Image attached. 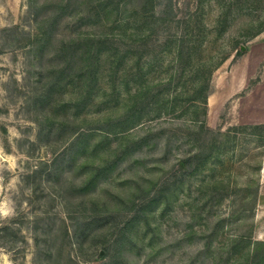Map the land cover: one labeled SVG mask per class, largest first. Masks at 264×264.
<instances>
[{
	"label": "rangeland",
	"instance_id": "rangeland-1",
	"mask_svg": "<svg viewBox=\"0 0 264 264\" xmlns=\"http://www.w3.org/2000/svg\"><path fill=\"white\" fill-rule=\"evenodd\" d=\"M120 1L122 11L132 13L140 11L145 0ZM38 2L40 7L44 0ZM84 3H72L67 14L59 17L51 45L40 55L36 49L40 35L29 0H0V264H38L35 227L38 234L44 227L49 236L50 264H106L108 238L112 232L115 238L119 226L133 214L124 209L109 213L101 209L115 205L116 196L128 195L137 175L151 178L159 173L158 189L172 177L179 160L205 150L214 135L202 132L199 120L213 132L231 137L228 148L214 151L205 171L185 180L162 217L164 205L158 203L151 222V228H157L153 235H141L140 228L134 227L139 246L133 259L119 257L117 264H234L227 260L233 248L229 239L245 236L253 243L264 242V130L257 134L235 130L254 126L264 117V90L256 89L264 79L253 64L256 44L249 38L250 33L264 28V0H186L188 7L177 12L179 18L197 15L198 25L207 31L192 38L197 49L185 67L175 57L174 46H164L169 37L180 34L183 23L178 27L165 22L156 24L153 34L146 28L136 33L139 17L126 16L130 24L121 23L118 28L109 20L89 19L87 15L95 14L90 12L94 3ZM226 5L231 7L226 10ZM53 11V7L47 10L48 14ZM221 12H226L229 22L227 32L219 36L213 27ZM76 37L84 47L66 59L59 49ZM86 42L92 43L90 52ZM96 44L100 53L95 51ZM237 48L242 55L236 56ZM76 55L78 60L72 62ZM226 56L229 58L222 62ZM88 61L97 67L93 72L95 90L90 94L86 88L92 78L85 68ZM70 63L71 72L57 76ZM251 71L254 74L248 77ZM200 84L205 86L202 97L208 96V104L198 106L199 119L194 120L191 98ZM54 85L57 88L47 110H41L37 99ZM142 87L151 91L143 105L142 120L130 126L122 124L131 95ZM175 102L176 112L165 114ZM55 106L60 107L57 115L52 110ZM46 117L55 126L64 123L60 136L40 134ZM104 127L128 128L129 142L145 137L147 141L119 157L122 150L110 154V149L133 144L124 143L120 133L101 132ZM92 130L98 132L85 137L88 150L75 156L78 168L64 169L63 179L59 176L55 181L57 186L39 185L32 173L41 164L51 163L52 151L58 150L67 136ZM222 139L216 136L218 142ZM94 145L101 146L94 152ZM104 161L109 162L100 172ZM87 162H92L89 169L79 166ZM98 170L97 179L85 185L89 171ZM215 183L221 191L215 190L217 198L207 203V193L214 194L210 186ZM58 190L63 198L55 194ZM96 202L100 206L91 211ZM100 214L112 218L91 231L89 220ZM64 223L71 227L69 239L65 238ZM72 226L82 235L81 247ZM206 236L214 237L209 246L203 239ZM207 249L216 255L209 257Z\"/></svg>",
	"mask_w": 264,
	"mask_h": 264
},
{
	"label": "trees",
	"instance_id": "trees-1",
	"mask_svg": "<svg viewBox=\"0 0 264 264\" xmlns=\"http://www.w3.org/2000/svg\"><path fill=\"white\" fill-rule=\"evenodd\" d=\"M85 0H44L42 2V6L39 7L38 0H29V7L30 10L33 13V18L35 20L38 33L40 35V39L37 42L36 49L38 50V54L44 55L47 50V46L51 45L52 39L55 36L54 29L56 28V23L60 18L64 17L67 14V11L70 10L72 3L79 5H84ZM90 2L94 3V6L91 9L92 11H95V14H89L87 15L89 19H95V20H106L111 21L112 23H116L117 27L123 26L121 23L128 22L126 25L130 24V19H128L126 16H136L140 18V22L137 24V27L135 28L136 33L140 31L142 28H146L150 31V34L154 33L155 25H159L161 23L169 22V23H177L178 27L180 24H184V26L181 28L182 31H180V34L177 33L172 37H169V39L166 41V44L164 45L166 49H175V57L177 60L183 64V66H188L187 64H190L191 58L193 57V53L196 52V45L192 43V38L197 36L198 34H203L205 30L207 31L206 27H201L198 25L199 19L197 15H185L183 19H181V16L179 18V13H182L188 5L186 4V0H145L141 5L139 6L140 11H133L132 13H128L127 9L125 11H122L120 8L121 1L120 0H90ZM182 2V3H181ZM201 1L198 3L200 4ZM183 6L180 8V6ZM54 8V11L50 14H48L47 10L50 8ZM231 6H225L226 10L230 8ZM184 9V10H183ZM186 16V17H185ZM112 17V18H111ZM193 22V24H192ZM228 16L226 12L220 13V16L216 20L213 30L219 35L222 36L227 32L228 29ZM197 23V25H196ZM55 24V25H54ZM264 32V28H260L258 31L250 33L249 38L254 39L256 36ZM126 36V35H125ZM139 37V35H136ZM107 37V36H106ZM80 37L73 38L72 40L66 41L63 46L60 47L59 53L63 54L66 59L71 58V55L74 56L75 54L79 53L80 50L84 47V44H81L79 40ZM141 39V38H140ZM87 41H92L87 40ZM86 42L85 45H87V51L90 52L92 48L90 46L92 43ZM193 44V45H192ZM99 45H95V51L97 53H100ZM240 47V45H239ZM244 47V46H243ZM242 48V46H241ZM240 48V49H241ZM242 55L241 50L238 48L236 49V56ZM61 57V56H60ZM96 61H98V57H95ZM229 57L226 56L222 59V62L227 60ZM77 59V55L72 59V62ZM71 62V63H72ZM99 62V61H98ZM71 63L68 64L67 68L62 69L58 71L57 76H65L68 75L71 70ZM77 66V63L75 64ZM96 67L95 63H91L90 61L87 62V65L85 68H87V75L92 77L89 79L87 83V91L90 94V90H95V83L94 80L96 79L93 74L94 68ZM74 68V67H73ZM97 69V67H96ZM57 81H59L60 77H56ZM54 88H57V86L54 85V87H49L45 90L42 97H39L38 102L40 103V109L41 110H47L48 102L50 100L51 94L55 91ZM205 90V86L203 84L199 85V88L195 89L194 95L191 98V101L193 102V108L194 113L196 114V118L194 120L199 119L197 117V110L200 108L198 106L203 105L207 107L208 104V96L202 97V93ZM138 92L136 95H131L127 111L128 115L125 119L121 122L122 124L129 123L130 124H136L140 120H142V110L144 109V104L147 96L150 94V89L148 88H139L137 90ZM179 97H176L175 100H177ZM47 101V104H45ZM37 102V101H36ZM177 102V101H176ZM176 102L173 105H170V107L165 111V114L175 113L176 112ZM198 104V105H197ZM197 106V107H196ZM54 114H58L60 112V107L55 106L53 109ZM206 114V113H205ZM158 116H161L159 113ZM44 127L41 129L40 134H44L46 136H60L61 131L64 129V123L59 124L58 126L54 125V122L49 118L46 117L45 119ZM198 124L200 125L199 129L204 132H211L214 135V140L210 142V144L206 147L205 150L200 149L199 152L193 153L188 155L187 157L179 160L176 165L174 166V169L172 170V177H170L166 182L162 183L161 186L157 189L156 187L160 183V177L159 173H156L153 177L150 178V176L143 177L142 175H137L135 180V185L132 189V191L126 195L124 198L121 195H118L115 197L116 204L115 205H109L106 204L104 208H102V212L109 213L110 211L119 212V210H130L132 212L133 216L128 219L126 223L119 226L121 227L120 231L118 232L117 236L114 237L113 232L112 235L108 238V244L105 245L104 251L106 254V264H117L118 258H126V259H133V255L135 253L136 247L139 246L136 239L138 237L137 233L134 232V227L140 228V234L141 235H153L154 232L157 231V228H151V222L155 219L153 217L154 211L158 205V203L163 204L164 208L162 212H160V217L164 215L166 210H168L169 206L172 204L173 199L177 198L180 192V186L182 187L185 183V180L191 181V179L197 175L202 174L203 171L208 167L209 160L212 158L214 151H222L228 148L230 138L227 135L221 134L219 132H213L211 129L207 127V125L202 122L201 120L198 121ZM113 127V126H112ZM101 132H104L105 134H122L124 137V140L126 142L128 141V138H130L129 133H126L129 129H119L113 130L110 128H102L99 129ZM236 131H248L251 130L253 134H257L259 131L261 132L264 130V125H254V126H242L235 128ZM234 130V131H235ZM98 132V130H92V131H86V132H80L77 135H69L67 138L62 142L60 148L58 150H53L52 153L54 154V157L49 164L40 165V168L38 170L34 171L32 173L33 178H38V184L41 185L43 182H46L49 185L56 184V179L61 177L63 179V170L64 169H72L74 166L75 168H78V164L76 161L77 155H80L81 153L88 150V142L85 141V137L92 136L90 134ZM222 136L223 139L216 140V136ZM147 137L145 138H139V139H131L129 144H133L131 147H126V145H118L117 147H114V149H110V154H112L117 150H122L123 152L121 155H118L121 157L123 154L127 152V149L131 148H140L144 143H146ZM99 146L101 145H94L92 147V150L95 152L99 149ZM200 148V147H199ZM205 148V147H203ZM126 149V150H125ZM117 156V155H114ZM219 156V154H217ZM109 162V161H108ZM108 162H103V166L100 168V172H102V168H106V165ZM118 162L115 161L114 164ZM92 163V162H90ZM86 163L79 165L83 168L89 169L91 164ZM74 165V166H73ZM107 167H111V164H109ZM99 170L96 171H89V175L83 180V183L85 185H88L95 181L97 179V173ZM158 175V177H157ZM30 178V176H29ZM203 178V177H202ZM206 178V176L204 177ZM57 186V185H54ZM59 186V185H58ZM214 194H216V191H221L220 186L218 183H215L212 186H210ZM61 189V187H60ZM156 190L155 194L153 193V190ZM223 189V188H222ZM171 190V191H170ZM199 191L203 190L199 187ZM170 191V192H169ZM35 192V189H32V193ZM58 197H60L59 190L56 191ZM212 195L208 192V201L207 203H211L214 199L217 198V195ZM61 198H63L61 196ZM219 198H224V196H220ZM222 200V199H221ZM69 206H71V203L66 205V210L69 211ZM98 206H100V202H96V206L91 208V211L97 210ZM112 207V209L110 207ZM207 205L205 204L204 207ZM71 212L68 214L70 215ZM99 218H92L89 220L90 223H88V229L91 231L98 230V228H102V225L104 223H109V219L112 217L110 216H98ZM72 218V217H71ZM68 224V223H67ZM220 225V224H219ZM218 225V226H219ZM64 230H65V238L69 239L71 227L63 224ZM217 226V228H218ZM49 227V225H47ZM116 225V228H119ZM159 228V226H157ZM113 229V227H112ZM35 245H36V261L38 264H50L49 258L52 256L49 250V236L46 234V229L43 227L42 234H38V227H35ZM6 232V230H5ZM2 233V232H1ZM139 233V232H138ZM72 234L76 241L79 243V247L82 246L80 242V237L82 236L77 228L75 229L74 226H72ZM117 237V238H116ZM137 237V238H136ZM0 238H3L2 236ZM113 238V239H112ZM152 238V237H150ZM214 237L207 236L203 239L205 240L206 245H211V242ZM152 241V240H151ZM229 241H232L233 248L232 251L229 253V258L227 260L232 259L234 264H264V250L260 251V247L264 248V242H256L253 243L252 239L245 236L235 237L229 239ZM107 241H104V244ZM45 247V248H44ZM256 247V248H255ZM209 248V247H208ZM254 248V250H252ZM209 253V250L207 251ZM204 252V253H206ZM203 253V254H204ZM216 253H209V257H214ZM47 258V259H45ZM235 258V260H234ZM45 259V261H43ZM214 264H221V263H214Z\"/></svg>",
	"mask_w": 264,
	"mask_h": 264
},
{
	"label": "crops",
	"instance_id": "crops-1",
	"mask_svg": "<svg viewBox=\"0 0 264 264\" xmlns=\"http://www.w3.org/2000/svg\"><path fill=\"white\" fill-rule=\"evenodd\" d=\"M254 40V44L255 48H256V55H255V63L257 67H255L256 72L258 70H260L261 75L263 76L264 79V32H262L261 34H259L258 36H256V38L253 39ZM247 51V50H246ZM251 54V53H249ZM254 71H251V73H249L250 77L251 75L253 76ZM256 89H263L264 90V80L261 81V83L257 84V88ZM260 120V123L256 122L255 125H264V117L262 119H258Z\"/></svg>",
	"mask_w": 264,
	"mask_h": 264
},
{
	"label": "water",
	"instance_id": "water-1",
	"mask_svg": "<svg viewBox=\"0 0 264 264\" xmlns=\"http://www.w3.org/2000/svg\"><path fill=\"white\" fill-rule=\"evenodd\" d=\"M242 50H245V48H244V47H242Z\"/></svg>",
	"mask_w": 264,
	"mask_h": 264
}]
</instances>
